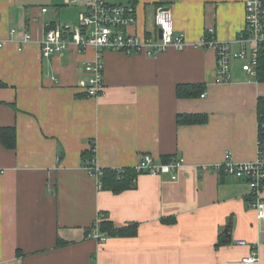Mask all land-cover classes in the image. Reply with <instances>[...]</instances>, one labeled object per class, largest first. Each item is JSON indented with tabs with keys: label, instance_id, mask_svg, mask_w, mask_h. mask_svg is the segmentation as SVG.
Wrapping results in <instances>:
<instances>
[{
	"label": "crops",
	"instance_id": "1",
	"mask_svg": "<svg viewBox=\"0 0 264 264\" xmlns=\"http://www.w3.org/2000/svg\"><path fill=\"white\" fill-rule=\"evenodd\" d=\"M68 1L0 0V130L16 137L14 149L0 142V264H244L252 252L264 264V192L255 209L245 180L212 170L227 154L236 164L257 159L264 82L232 62L231 81L216 83L211 49L151 58L107 51L105 92L87 97L79 83L93 49L41 57L46 29L74 26L84 11V0ZM106 1L134 6L130 35L151 36L155 13L168 9L187 44L213 28L239 49L246 0ZM179 85L203 91L179 98ZM181 115L206 120L178 124ZM143 155L184 165L176 180L138 174L119 193L99 188L84 168L94 159L103 170L132 169ZM102 221L136 233L88 239L91 230L103 234Z\"/></svg>",
	"mask_w": 264,
	"mask_h": 264
},
{
	"label": "built area",
	"instance_id": "2",
	"mask_svg": "<svg viewBox=\"0 0 264 264\" xmlns=\"http://www.w3.org/2000/svg\"><path fill=\"white\" fill-rule=\"evenodd\" d=\"M78 2L79 0L68 1L71 4ZM84 3V11L79 15L76 25H55L46 29L40 42V49L41 57L46 61L62 55L71 47L77 52H85L88 49L95 51L94 60L85 65L84 78L79 83L87 97L96 98L105 92L103 55L107 51L141 54L151 58L171 49L175 51H183L187 47L211 49L216 55L215 82L218 84L231 81L232 62H240L242 72L255 76L259 56L262 51L264 52V0L245 1L244 27L236 37L235 43L239 47L236 51H232L229 44L219 42L213 28H208L196 44H187L183 35L175 33L172 14L168 9H160L155 13L153 17L155 33L149 37H138L125 32V29L136 21L134 6L110 4L106 0H84ZM45 11L46 9H42V12ZM30 39V34H24L22 42H28ZM203 97L204 95H201V98ZM257 150V159L253 163L236 164L227 154L225 162L212 169L245 180L253 196L252 207L255 209L260 207L259 195L264 192V142L258 141ZM183 165V159L156 163L152 156L143 155L132 170L136 175L168 176L171 180H176L177 173ZM84 168L91 178L98 181L101 188L102 169L96 165L95 160H88ZM114 171L121 175L125 168H116ZM95 232L96 230L89 231L86 237L100 243L105 242L106 235ZM236 244L245 246L246 242L238 241ZM257 261L255 252L243 260L244 264H254Z\"/></svg>",
	"mask_w": 264,
	"mask_h": 264
},
{
	"label": "trees",
	"instance_id": "3",
	"mask_svg": "<svg viewBox=\"0 0 264 264\" xmlns=\"http://www.w3.org/2000/svg\"><path fill=\"white\" fill-rule=\"evenodd\" d=\"M255 78L258 82H264V52L259 56L258 67L256 69ZM203 91V87L199 85H179L176 88V95L179 98L196 97ZM257 116H258V141L264 142V97H260L257 102ZM205 117L202 115H181L177 117L178 124H200L205 122ZM0 142L8 149H14L16 144V137L14 128H6L0 130ZM93 154V151H92ZM90 160V159H89ZM167 162V161H166ZM136 174L132 169L125 168V172L117 175L114 170H103L100 179L101 189H108L115 193H119L129 189L135 184ZM101 233L109 236L120 234L121 236L134 235L136 228L129 227L117 229L110 221H102L99 224Z\"/></svg>",
	"mask_w": 264,
	"mask_h": 264
},
{
	"label": "rangeland",
	"instance_id": "4",
	"mask_svg": "<svg viewBox=\"0 0 264 264\" xmlns=\"http://www.w3.org/2000/svg\"><path fill=\"white\" fill-rule=\"evenodd\" d=\"M234 65H240V62H236Z\"/></svg>",
	"mask_w": 264,
	"mask_h": 264
},
{
	"label": "water",
	"instance_id": "5",
	"mask_svg": "<svg viewBox=\"0 0 264 264\" xmlns=\"http://www.w3.org/2000/svg\"><path fill=\"white\" fill-rule=\"evenodd\" d=\"M158 34H159V38H161V34H160V32H159Z\"/></svg>",
	"mask_w": 264,
	"mask_h": 264
}]
</instances>
